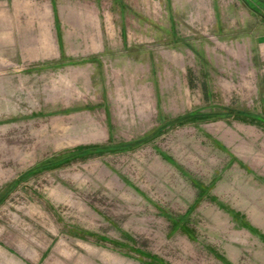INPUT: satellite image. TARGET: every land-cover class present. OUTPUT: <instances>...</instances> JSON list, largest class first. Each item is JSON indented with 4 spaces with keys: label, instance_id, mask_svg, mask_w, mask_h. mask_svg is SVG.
Segmentation results:
<instances>
[{
    "label": "rangeland",
    "instance_id": "rangeland-1",
    "mask_svg": "<svg viewBox=\"0 0 264 264\" xmlns=\"http://www.w3.org/2000/svg\"><path fill=\"white\" fill-rule=\"evenodd\" d=\"M75 1L0 74V264H264V5Z\"/></svg>",
    "mask_w": 264,
    "mask_h": 264
},
{
    "label": "crops",
    "instance_id": "crops-1",
    "mask_svg": "<svg viewBox=\"0 0 264 264\" xmlns=\"http://www.w3.org/2000/svg\"><path fill=\"white\" fill-rule=\"evenodd\" d=\"M98 4L89 5L95 8L89 16L79 12L75 0H0V74L13 72L9 66L14 65L17 79L22 80L26 70L56 60L60 56L58 43L64 41L62 26H68L70 19H83L85 24L88 16L89 24H104Z\"/></svg>",
    "mask_w": 264,
    "mask_h": 264
},
{
    "label": "water",
    "instance_id": "water-1",
    "mask_svg": "<svg viewBox=\"0 0 264 264\" xmlns=\"http://www.w3.org/2000/svg\"><path fill=\"white\" fill-rule=\"evenodd\" d=\"M259 2H261L264 5V0H258Z\"/></svg>",
    "mask_w": 264,
    "mask_h": 264
}]
</instances>
